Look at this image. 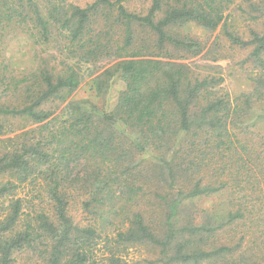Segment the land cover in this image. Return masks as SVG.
Returning <instances> with one entry per match:
<instances>
[{
  "label": "trees",
  "instance_id": "1",
  "mask_svg": "<svg viewBox=\"0 0 264 264\" xmlns=\"http://www.w3.org/2000/svg\"><path fill=\"white\" fill-rule=\"evenodd\" d=\"M67 1L0 0V46L6 29L29 31L58 37L65 57L57 72L42 60L21 77L0 68L1 93L14 99H0V135L15 120L36 125L0 139V264H126L119 256L139 245L158 251L155 264H264V26L249 40L231 31L235 0H151L144 15L128 0ZM187 25L222 26L231 46L251 48L262 70L251 91L232 96L223 77L184 62L206 49ZM102 59L117 62L95 92L116 76L125 84L111 112L70 99L82 65ZM202 199L213 202L200 209ZM102 241L106 260L96 258Z\"/></svg>",
  "mask_w": 264,
  "mask_h": 264
},
{
  "label": "rangeland",
  "instance_id": "2",
  "mask_svg": "<svg viewBox=\"0 0 264 264\" xmlns=\"http://www.w3.org/2000/svg\"><path fill=\"white\" fill-rule=\"evenodd\" d=\"M53 2L58 0H52ZM94 0H68V4L79 7H86L93 3ZM125 6L130 12H135L141 15L147 13L151 6V0H128ZM227 27L239 34L243 39H250V32L252 30L262 31L264 26V0H235L226 12ZM104 20L102 17L94 21V28L97 32L103 29ZM183 33L199 39L206 45L205 51L198 57H194L184 62L193 63L197 70L202 75H214L223 77V82L220 89L223 92H229L232 96H237L242 92H249L252 90V82L250 78L257 75L262 70L251 64L249 56L251 48L241 49L240 47L231 46L224 35L222 26L214 32H207L201 28L192 25H187L183 28ZM6 38L3 45L0 46V68L6 71V75L13 77H21L26 69L33 65L34 62L42 60L49 64V68L61 71L65 57L57 44L58 37H55L49 43H43L38 38L32 37L31 33H22L20 30L11 32V29L5 30ZM118 33L116 34L117 38ZM37 41V43L35 42ZM147 38L142 35L141 41H146ZM208 50L213 51L211 56L219 55L222 57L220 61H210L211 56ZM248 61V62H246ZM117 60L102 59L96 63L83 64L84 69L83 81L77 91L71 96L73 101L88 100L104 111L111 112L114 110L119 93L124 90L125 84L116 76L111 82L106 93L98 95L93 87V79L100 75L106 68L115 64ZM4 63L6 65H4ZM65 65V64H64ZM44 67V66H43ZM21 75V76H20ZM3 86V85H2ZM3 89V88H1ZM0 89V99L2 103H14L12 94L3 97ZM10 93V92H9ZM15 127L19 129L13 134L0 135V139H5L15 134L35 129L36 125L29 121L15 120ZM211 199H202L197 201L196 206L200 209L210 207ZM1 210V209H0ZM71 215L81 224L85 225L90 221L87 213L80 209V204L73 203L71 206ZM102 241L96 251L97 259L103 260L109 257L104 243ZM126 264H155L158 259V251L149 245H139L132 247L119 256ZM17 264H39L38 260L32 258L31 260L24 257L18 261Z\"/></svg>",
  "mask_w": 264,
  "mask_h": 264
}]
</instances>
